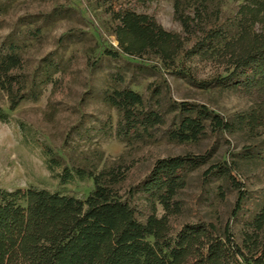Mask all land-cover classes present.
I'll list each match as a JSON object with an SVG mask.
<instances>
[{"label": "trees", "instance_id": "16d2710c", "mask_svg": "<svg viewBox=\"0 0 264 264\" xmlns=\"http://www.w3.org/2000/svg\"><path fill=\"white\" fill-rule=\"evenodd\" d=\"M15 1L0 0V13ZM100 1L113 22L117 47L102 46L89 60L92 66L103 55L121 56L135 68L165 66L202 89L254 94L247 108L224 113L203 102L165 97L160 82H149L145 94L117 71L114 83L100 87L98 94L117 111L114 133L119 140L197 142L209 134L244 133L246 141L230 151L232 157L215 161L214 145L203 152L157 157L128 187L121 182L129 164L80 165L40 142L46 165L60 184L90 178L92 186L82 197L35 185L0 186V264H264V186L246 187L239 178L243 166L264 169V0H242L227 12L225 0H172L181 33L136 11V3L154 0ZM70 12L58 5L47 13H26L0 40V88L8 98V108L0 106L1 121L21 101L39 99L46 84L57 85V73L63 70L60 48L79 32L61 34L34 66L22 48ZM195 59L219 68L199 78L191 67ZM20 127L25 130L22 123ZM204 164L195 203L209 192L221 201L235 192L221 226L198 212L189 214L193 206L182 197L188 173Z\"/></svg>", "mask_w": 264, "mask_h": 264}, {"label": "rangeland", "instance_id": "374dc122", "mask_svg": "<svg viewBox=\"0 0 264 264\" xmlns=\"http://www.w3.org/2000/svg\"><path fill=\"white\" fill-rule=\"evenodd\" d=\"M242 0H225L223 10L230 11ZM67 6L68 16L59 18L44 28L40 40H28L23 53L34 66L39 58L57 45L61 34L74 29L78 36L60 50L63 52V70L57 73V85L48 83L37 100H23L12 110L7 121L0 120V186L6 188L35 185L82 197L92 186L90 178L74 179L60 184L45 162V154L39 145L45 142L60 152L69 162L98 169L113 163L130 165V170L121 182L128 187L149 170L160 156L203 152L213 148L212 161L232 157L230 151L237 150L246 141V134H209L197 142H178L168 139L134 141L126 143L115 136L117 111L105 103L98 94L100 87L111 86L113 75L119 71L126 81L149 92L151 81L163 83L164 96L203 102L224 113L239 111L250 106L254 94L242 89H202L178 77L169 68L153 65L148 69L127 63L123 57L112 59L103 55L98 65L89 62L102 46L117 47L112 33L113 22L103 13L100 0H16L0 13V40L10 31L15 20L26 13H47L55 6ZM137 12L154 16L165 29L181 33V26L173 15L172 0H154L146 4H135ZM153 63H158L152 60ZM191 67L197 77H205L216 71V63L195 59ZM0 106L8 108V98L0 88ZM25 126V130L20 127ZM204 164L191 170L182 189L185 203L191 205L189 214L198 212L221 226L227 219L235 198L230 191L225 201L213 192L204 194L202 201L195 203L200 193ZM262 166L242 167L239 178L246 187L264 186ZM59 170V168H56ZM193 217V216H190Z\"/></svg>", "mask_w": 264, "mask_h": 264}]
</instances>
